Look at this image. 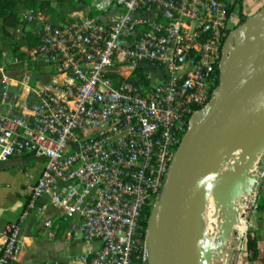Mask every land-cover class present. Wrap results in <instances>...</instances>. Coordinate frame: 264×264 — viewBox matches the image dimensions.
<instances>
[{
    "label": "built area",
    "instance_id": "obj_1",
    "mask_svg": "<svg viewBox=\"0 0 264 264\" xmlns=\"http://www.w3.org/2000/svg\"><path fill=\"white\" fill-rule=\"evenodd\" d=\"M78 1L87 13L65 25L42 8L20 18L35 23L26 57L63 77L28 113L0 111V162L25 153L42 160L18 219L4 228L0 264L16 258L33 210L46 237L87 246L67 261L32 264H146L143 210L160 195L192 115L216 92L237 16L232 0ZM9 81L1 79L4 97ZM44 195L49 203L39 204ZM48 206L64 225L56 231Z\"/></svg>",
    "mask_w": 264,
    "mask_h": 264
},
{
    "label": "water",
    "instance_id": "obj_2",
    "mask_svg": "<svg viewBox=\"0 0 264 264\" xmlns=\"http://www.w3.org/2000/svg\"><path fill=\"white\" fill-rule=\"evenodd\" d=\"M250 117L253 125L231 147L240 152L238 164L257 154L264 133V6L225 38L216 92L192 115L160 193L159 210L147 221L149 264H208L204 247L195 245L200 202L224 147ZM242 175V169L234 171L228 185L234 186Z\"/></svg>",
    "mask_w": 264,
    "mask_h": 264
},
{
    "label": "crops",
    "instance_id": "obj_3",
    "mask_svg": "<svg viewBox=\"0 0 264 264\" xmlns=\"http://www.w3.org/2000/svg\"><path fill=\"white\" fill-rule=\"evenodd\" d=\"M240 5L243 13L250 16L264 6V0H241ZM28 8H42L49 20L58 25H65L73 18L87 13L84 4L78 0H13L8 6L9 12L0 26V111L8 115L28 113L27 105L39 100L40 91L63 77L44 62L31 61L26 57V49L36 43L33 33L35 23L22 22L20 19ZM3 77L10 79L6 97L1 88ZM41 169V158L29 153L0 162V239L4 236L6 224L16 221L25 206L24 187L39 177ZM259 185L256 192L258 207L253 212L250 225V230L258 237V258L250 259L243 251L240 258H231L221 264H264V176ZM48 200V196L44 195L39 199V204H48ZM45 215L53 217L54 231L64 226L53 207L48 206ZM237 227L240 233L244 231L246 223L243 218L238 220ZM45 232L41 226V216L33 210L22 225L19 252L10 264L60 261L50 259L46 253L54 244L68 239L60 234L48 238Z\"/></svg>",
    "mask_w": 264,
    "mask_h": 264
},
{
    "label": "rangeland",
    "instance_id": "obj_4",
    "mask_svg": "<svg viewBox=\"0 0 264 264\" xmlns=\"http://www.w3.org/2000/svg\"><path fill=\"white\" fill-rule=\"evenodd\" d=\"M231 1V0H229ZM240 2L236 3L235 12L237 13L236 21L230 24L232 28L238 25V6ZM253 121V120H252ZM249 124L251 127L252 124ZM246 127V129L249 128ZM244 129L242 132H238L240 136H238L233 143L244 135ZM244 132V133H243ZM237 133V134H238ZM228 149L227 152H229ZM226 154V153H225ZM230 156H234V158L230 159L228 163L217 164L218 166L214 170L215 176L218 175V183L213 187H209V182L212 178H210L201 203V208L198 213L197 221L199 226H197V233L200 232V240L199 244L204 247L207 256H208V264H221L224 261H228L229 259H238L241 257L242 251L240 250V246L242 243V239L246 233V230L250 228L251 220L253 218V205H255V209L258 207L256 202V192L259 183L264 176V150L258 154L254 161L253 170L250 174H248L245 178L244 186L238 192L237 195H234L235 190L233 186H229V179L232 176L233 170L239 169L240 164H238L237 159L239 157L229 152ZM233 154V155H232ZM222 158V157H221ZM237 167H236V166ZM218 170V171H217ZM217 172V173H216ZM219 173V174H218ZM213 175V174H212ZM257 176V177H256ZM256 177L253 185L252 182ZM253 187V188H252ZM208 188V189H207ZM160 196L159 195L154 202L151 204L149 209L148 219L150 213L154 211L156 214L159 210L160 205ZM244 196V197H242ZM240 199L239 205L235 208L234 218L240 220L243 218L246 223V228L242 233L238 230L237 222H234L232 219V209L233 202L235 199ZM209 211V212H208ZM204 216V217H203ZM148 221V220H147ZM206 222V223H205ZM200 225L203 227L201 228ZM60 241L57 244H54L52 248H48L50 250L47 251L46 256L52 258H56L60 261H67L71 259L74 255L79 254L83 249H86V244H82V242L77 241ZM78 243V244H74ZM83 245V246H82ZM152 251V244H146L145 249V260L146 264H149L150 256Z\"/></svg>",
    "mask_w": 264,
    "mask_h": 264
},
{
    "label": "bare ground",
    "instance_id": "obj_5",
    "mask_svg": "<svg viewBox=\"0 0 264 264\" xmlns=\"http://www.w3.org/2000/svg\"><path fill=\"white\" fill-rule=\"evenodd\" d=\"M261 28H259V30L256 32V36H258L260 33H261ZM251 121H252V117H250V118H248V119H246L244 122H242L239 126H238V128L234 131V133L232 134V136H231V138H230V140L228 141V143L226 144V146L224 147V149H223V151H222V153L220 154V156H219V158L217 159V161H216V163H215V165H214V167H213V169H212V172H211V174H210V176H209V178H208V180H207V183H206V186H207V184H208V182H209V180H210V178H211V176H212V178H211V180H210V182H209V185H208V188L211 186V187H213L214 185L216 186L217 185V181H218V175H217V177L215 176V173H213L214 172V170L216 169V167L218 166L217 164L220 162L219 160H221L222 162L221 163H228V161H229V156H230V154H229V152H231V153H233L234 155H237L239 158L241 157L240 156V152L239 151H234V150H232V145H233V141L238 137V136H240V132H242L244 129H246V127L247 126H249V124L251 123ZM250 127V126H249ZM240 134H239V133ZM245 132V131H244ZM243 132V133H244ZM238 133V134H237ZM228 149H230V151L229 152H227L228 151ZM264 150V133H263V135H262V138H261V147H260V150L257 152V154H255V155H253V156H246V160L245 161H242L241 162V164H240V168L239 169H242L243 170V175L238 179V181L236 182V184L233 186V188H234V190H235V193H234V195H237L238 194V192L242 189V187L244 186V182H245V178H246V176L248 175V174H250L251 172H252V170H253V166H254V161H255V159H256V157L258 156V154L259 153H261L262 151ZM226 153V154H225ZM232 154V155H233ZM222 157V158H221ZM241 159V158H240ZM236 166V165H235ZM237 167V166H236ZM239 169H234L233 170V172L234 171H237V170H239ZM218 171V170H217ZM217 173V172H216ZM213 174V175H212ZM219 174V173H218ZM233 174V173H232ZM206 186H205V188H204V192H205V189H206ZM207 188V189H208ZM204 192H203V195H202V199H203V196H204ZM242 197H244V196H242ZM202 199H201V202H200V207H199V210H198V213H199V211H200V208H201V206L203 205H201V203H202ZM240 199L241 198H239V199H235L234 200V202H233V209H232V219H233V221L234 222H238V219H236V218H234V211H236L235 210V208L239 205V201H240ZM209 212V211H208ZM199 216H197V218H198ZM204 217V216H203ZM206 223V222H205ZM197 226H199V223H198V221H196V231H195V245L196 246H201L200 244H199V240H200V232L198 231V233H197ZM200 227L202 228L203 226L202 225H200ZM207 260H208V256H207Z\"/></svg>",
    "mask_w": 264,
    "mask_h": 264
},
{
    "label": "trees",
    "instance_id": "obj_6",
    "mask_svg": "<svg viewBox=\"0 0 264 264\" xmlns=\"http://www.w3.org/2000/svg\"><path fill=\"white\" fill-rule=\"evenodd\" d=\"M227 1V0H226ZM13 2V0H0V26H1V21L6 18L9 10L8 6ZM237 2H241V0H232L230 5L229 10H231ZM35 7V6H32ZM248 16H246L241 8V5L239 4L238 6V24L242 23ZM26 55V52H25ZM143 81V79H141ZM151 205L145 206L142 214V219H141V224L143 229H146L147 225V220H148V214H149V209ZM244 253L247 257L250 259H257L259 255V250H258V237L252 233V231L249 229L246 230L245 236H244Z\"/></svg>",
    "mask_w": 264,
    "mask_h": 264
}]
</instances>
